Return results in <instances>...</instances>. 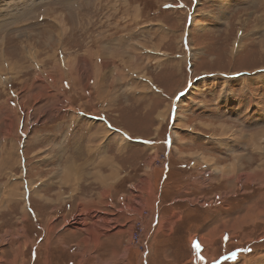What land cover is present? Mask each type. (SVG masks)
<instances>
[{
	"label": "rangeland",
	"instance_id": "374dc122",
	"mask_svg": "<svg viewBox=\"0 0 264 264\" xmlns=\"http://www.w3.org/2000/svg\"><path fill=\"white\" fill-rule=\"evenodd\" d=\"M0 264H264V0H0Z\"/></svg>",
	"mask_w": 264,
	"mask_h": 264
},
{
	"label": "bare ground",
	"instance_id": "6f19581e",
	"mask_svg": "<svg viewBox=\"0 0 264 264\" xmlns=\"http://www.w3.org/2000/svg\"><path fill=\"white\" fill-rule=\"evenodd\" d=\"M128 62H129V61H128ZM239 163H240V162H239ZM261 165H262V164H261ZM218 175H220V173H218ZM226 176H227V175H226ZM226 176H225V177H226ZM221 177H222V176H221ZM226 178H227V177H226ZM143 181H144V180H143ZM25 217H26V216H25ZM98 219H100V218H98ZM91 220H92L93 222L95 221L93 218H92ZM103 221H104V220H103ZM94 223H98V222L95 221ZM106 223H107V222H106ZM76 224H77V223H76ZM84 226H85V225H84ZM93 226H94V225H93ZM200 237L203 239L204 244H205L206 241L209 240V239L206 238V236H204V237H203V236H200ZM205 238H206V240H204ZM201 244H202V243H201Z\"/></svg>",
	"mask_w": 264,
	"mask_h": 264
},
{
	"label": "crops",
	"instance_id": "0c3cea01",
	"mask_svg": "<svg viewBox=\"0 0 264 264\" xmlns=\"http://www.w3.org/2000/svg\"><path fill=\"white\" fill-rule=\"evenodd\" d=\"M153 223H157V220H155Z\"/></svg>",
	"mask_w": 264,
	"mask_h": 264
},
{
	"label": "snow or ice",
	"instance_id": "6c2138e0",
	"mask_svg": "<svg viewBox=\"0 0 264 264\" xmlns=\"http://www.w3.org/2000/svg\"><path fill=\"white\" fill-rule=\"evenodd\" d=\"M197 247H199V245L197 244Z\"/></svg>",
	"mask_w": 264,
	"mask_h": 264
}]
</instances>
